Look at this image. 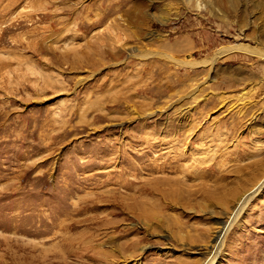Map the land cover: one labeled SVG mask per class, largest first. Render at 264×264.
Here are the masks:
<instances>
[{
    "label": "rangeland",
    "instance_id": "obj_1",
    "mask_svg": "<svg viewBox=\"0 0 264 264\" xmlns=\"http://www.w3.org/2000/svg\"><path fill=\"white\" fill-rule=\"evenodd\" d=\"M263 178L264 0H0V264H264Z\"/></svg>",
    "mask_w": 264,
    "mask_h": 264
},
{
    "label": "bare ground",
    "instance_id": "obj_2",
    "mask_svg": "<svg viewBox=\"0 0 264 264\" xmlns=\"http://www.w3.org/2000/svg\"><path fill=\"white\" fill-rule=\"evenodd\" d=\"M173 160L174 161L172 163L170 162L169 165H166L167 164L166 162H163L162 164H160L158 171L159 172H165V171H167V167H168V169L172 171L171 173L177 172L178 171L177 165L179 163V158L176 157ZM182 171H184V170H182ZM158 183H160V186L158 185L159 187L150 189V188H146L144 186V187H139V189L137 191H134V192L139 193V197H137V198H140V199L139 200L137 199V202H134L136 204V206H138L139 210L137 211L138 213L134 214L133 217H135V218H139V217L150 218L151 217L152 218V216H154L157 211L155 210L156 204L152 205L151 200L158 201L159 204L163 208H169V207L174 206L176 203H178V201L180 199V194H181V188L179 187L180 181L177 179H174V178H161L158 180ZM263 183H264V180L257 185V188L255 189L254 192H257L260 189V187H262L261 185H263ZM126 185H127L128 190H133L132 182H127ZM142 196H145L144 197L145 199L142 198ZM244 196H245V194H244ZM248 196H246L245 198L243 196L242 197L240 196L241 198L238 202L239 204L237 203L238 204V207H237L238 211L236 213H239V210H241V208L243 207L246 199L249 198ZM146 197H148V198L146 199ZM235 202H237V201H235ZM219 236H221V234Z\"/></svg>",
    "mask_w": 264,
    "mask_h": 264
}]
</instances>
